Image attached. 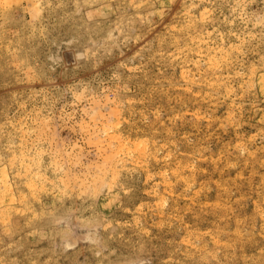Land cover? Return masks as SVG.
I'll list each match as a JSON object with an SVG mask.
<instances>
[{"label": "rangeland", "instance_id": "1", "mask_svg": "<svg viewBox=\"0 0 264 264\" xmlns=\"http://www.w3.org/2000/svg\"><path fill=\"white\" fill-rule=\"evenodd\" d=\"M0 159V264H264V0H0Z\"/></svg>", "mask_w": 264, "mask_h": 264}, {"label": "bare ground", "instance_id": "2", "mask_svg": "<svg viewBox=\"0 0 264 264\" xmlns=\"http://www.w3.org/2000/svg\"><path fill=\"white\" fill-rule=\"evenodd\" d=\"M134 7H135V5H134ZM20 144V143H19ZM20 152H22V151H20ZM24 153H26V152H24ZM20 155H21V153H20ZM25 155V154H24ZM147 155V154H146ZM11 156V155H10ZM13 157V156H12ZM18 157V156H17ZM14 158V157H13ZM10 159H11V157H10ZM1 160V159H0ZM3 160V159H2ZM14 160V159H13ZM18 160H19V158H18ZM10 161V160H9ZM22 161V160H21ZM14 162H16V161H14ZM20 163V162H19ZM24 163H25V161H24ZM17 164V163H16ZM26 164V163H25ZM11 165H12V163H11ZM31 165V164H30ZM27 166H29L28 164H27ZM13 167V166H12ZM20 167V166H19ZM10 168V167H9ZM12 169V168H11ZM24 169H26V167L24 168ZM29 169H30V166H29ZM10 170V169H9ZM41 170V169H40ZM12 171V170H11ZM18 172V171H17ZM30 172V171H29ZM22 173V172H21ZM23 173H24V170H23ZM35 173V172H34ZM15 174H17L16 172H15ZM37 174V173H36ZM103 174H105V173H103ZM118 174V173H117ZM8 175V174H7ZM7 175H6V177H7ZM12 175H14L13 173H12ZM21 175V174H20ZM20 175L18 176V177H20ZM24 175V174H23ZM22 175V176H23ZM33 175V174H32ZM38 175V174H37ZM41 175V174H40ZM39 175V176H40ZM28 177V176H27ZM31 177V176H30ZM37 177V176H36ZM42 177V176H41ZM26 178V177H25ZM104 178V177H103ZM28 179V178H27ZM31 179V178H30ZM29 179V180H30ZM32 180V179H31ZM100 181H101V179H100ZM9 182V181H8ZM24 182V181H23ZM22 182V183H23ZM32 182V181H31ZM35 182H36V180H35ZM63 183H65L64 181H63ZM100 183V182H99ZM103 183H105L104 181H103ZM18 184V183H17ZM101 184H102V182H101ZM15 185V184H14ZM21 185V184H20ZM31 185V184H30ZM43 185V184H42ZM2 186V185H1ZM0 186V187H1ZM16 186V185H15ZM24 186V185H23ZM37 186V185H36ZM39 186V185H38ZM41 186V185H40ZM99 186V185H98ZM97 186V187H98ZM17 187V186H16ZM42 187V186H41ZM44 187V186H43ZM3 188V187H2ZM41 189V188H40ZM10 190V189H9ZM30 190V189H29ZM97 190V189H96ZM17 193V192H16ZM22 194H23V192H22ZM26 194V193H25ZM3 195V194H2ZM24 195V194H23ZM22 195V196H23ZM41 195V194H40ZM48 195V194H47ZM25 196V195H24ZM33 196V195H32ZM13 197V196H12ZM20 198V197H19ZM24 198V197H23ZM16 199V198H15ZM41 199V198H40ZM12 200H13V198H12ZM23 200V199H22ZM18 201H20V200H18ZM39 201V200H38ZM44 201V200H43ZM23 202H26V201H23ZM29 202H30V200H29ZM40 202V201H39ZM4 204V203H3ZM29 204V203H28ZM14 205V204H13ZM12 205V206H13ZM1 206V205H0ZM24 206V205H23ZM26 206V205H25ZM32 206V205H31ZM5 208H7V207H5ZM12 208V207H11ZM15 208V207H14ZM19 208H20V206H19ZM28 209V208H27ZM31 209V208H30ZM30 209H28V210H30ZM5 211V210H4ZM22 211V210H21ZM22 212H24V211H22ZM28 212H30V211H28ZM32 212H34L33 210H32ZM8 213V212H7ZM38 213V212H37ZM1 214V213H0ZM22 214V213H21ZM39 214H40V212H39ZM12 215V214H11ZM33 215V214H32ZM2 216V215H1ZM19 216V215H18ZM34 216V215H33ZM25 218H26V216H25ZM27 219H29V218H27ZM2 222V221H1ZM35 222V221H34ZM3 223V222H2ZM32 223V222H31ZM36 223V222H35ZM34 223V224H35ZM5 224H6V222H5ZM29 224V223H28ZM33 224V223H32ZM3 225H4V223H3ZM24 226H25V223L23 224ZM27 225V224H26ZM10 227V226H9ZM32 227H34V226H32ZM8 228V227H7ZM40 228V227H39ZM35 229H36V227H35ZM28 230H30V229H28ZM33 230V229H32ZM7 231V230H6ZM35 231V230H34ZM7 232H10L9 230L7 231ZM1 242V241H0ZM3 243V242H2ZM1 259V258H0ZM3 260V259H2ZM34 263V262H33ZM2 264V263H1Z\"/></svg>", "mask_w": 264, "mask_h": 264}]
</instances>
